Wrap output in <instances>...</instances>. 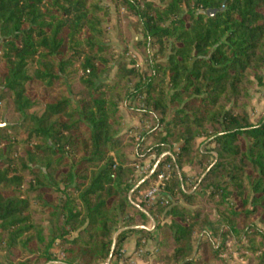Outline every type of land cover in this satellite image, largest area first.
<instances>
[{"label":"trees","instance_id":"obj_1","mask_svg":"<svg viewBox=\"0 0 264 264\" xmlns=\"http://www.w3.org/2000/svg\"><path fill=\"white\" fill-rule=\"evenodd\" d=\"M131 50L143 68L124 59ZM32 82L60 94L42 113L27 114ZM256 90L264 0H0V115L19 117L0 127V264H103L133 233L137 248L156 239L154 264H228L208 231L264 264ZM121 107L140 121L131 134ZM166 151L133 191L137 165ZM162 172L160 200L135 206L130 192ZM149 218L157 236L131 228Z\"/></svg>","mask_w":264,"mask_h":264},{"label":"rangeland","instance_id":"obj_2","mask_svg":"<svg viewBox=\"0 0 264 264\" xmlns=\"http://www.w3.org/2000/svg\"><path fill=\"white\" fill-rule=\"evenodd\" d=\"M151 1H157V0H151ZM105 6H108L111 11V22L106 25V31H107V39L108 43L113 46L114 50L117 52V54H122L121 46L119 45V41L117 38V12L113 5L110 3L104 2ZM135 36V40H136ZM125 60L128 62H131V60H134L136 64L143 68L144 67V60L140 53H138L136 50H131L130 54L125 55ZM115 74V68L110 74V80L113 79V76ZM27 95L33 100V108L27 113H42L46 103L49 101H52L54 99H59L60 94L57 89L48 88L45 84L40 82H32L27 84ZM264 112V97L263 93H261L259 90H256L253 92V104L250 109V115L252 119H256L261 113ZM121 113L125 120L124 125V132L131 134L132 131L137 130L141 126L139 119L136 117L130 116L128 110L125 107H121ZM10 121V122H17L19 120V117H9L7 114L0 115V121ZM8 121V122H9ZM9 122V123H10ZM202 152L203 148H201ZM158 159H153V155H150L146 158L143 163H139L137 166V172H136V179L140 181L136 186H134L133 191L137 189V187L142 184L144 181L150 180L151 176L156 171V168L158 164L161 162ZM189 176L194 175V173L190 170L186 171ZM166 172H162L161 174H165ZM168 174V173H167ZM159 175L149 183L148 187L141 193L138 194L137 197L133 195V191L130 192V200H132L133 204L137 207H140V202L142 201L143 196L148 192L152 184L159 183ZM166 186V185H165ZM164 190L161 191V195ZM161 198V196H160ZM160 200V199H159ZM163 221V217L161 219ZM135 229L136 231H140L142 229H145L149 232H152L156 234L157 236V228L156 223L152 218H149L146 225H135L131 227ZM120 234L123 232V229L118 230L114 236L113 239L116 241L119 237L118 233ZM208 236L212 238V243L214 244V247L216 249L221 250V258L228 264H243V261L240 258L239 254V247H240V241L238 239H229L225 244L219 235H213L211 232H206ZM139 237V233H133L132 235H129L126 242L119 246V248L116 250L118 259L114 258V254L112 257V260L109 264H154V260L157 254L156 249V239H151L149 241H146L144 243V246L142 248H137V238ZM202 236H198V238H201ZM197 243V242H196ZM224 244V246H223ZM129 247V248H128ZM115 252V251H114ZM108 261V260H107ZM106 261V262H107ZM103 263V264H106Z\"/></svg>","mask_w":264,"mask_h":264},{"label":"built area","instance_id":"obj_3","mask_svg":"<svg viewBox=\"0 0 264 264\" xmlns=\"http://www.w3.org/2000/svg\"><path fill=\"white\" fill-rule=\"evenodd\" d=\"M171 154L170 151H166L161 157H159V160L162 161L163 157L169 156ZM153 159H158L155 155H153ZM159 183L152 184L148 192L143 196L142 201L146 203L148 206H152L155 204L161 196V191L164 189L166 182L169 180V174H161L158 177ZM120 232L118 233V235Z\"/></svg>","mask_w":264,"mask_h":264},{"label":"water","instance_id":"obj_4","mask_svg":"<svg viewBox=\"0 0 264 264\" xmlns=\"http://www.w3.org/2000/svg\"><path fill=\"white\" fill-rule=\"evenodd\" d=\"M215 13V11H209V15H211V14H214ZM7 125V121H6V119L4 120V124H2L0 127H5ZM113 254H114V250H113V252L111 253V255H110V257H109V259H108V261L106 262V264H109L110 262H111V260H112V257H113Z\"/></svg>","mask_w":264,"mask_h":264},{"label":"crops","instance_id":"obj_5","mask_svg":"<svg viewBox=\"0 0 264 264\" xmlns=\"http://www.w3.org/2000/svg\"><path fill=\"white\" fill-rule=\"evenodd\" d=\"M129 248V247H128Z\"/></svg>","mask_w":264,"mask_h":264}]
</instances>
